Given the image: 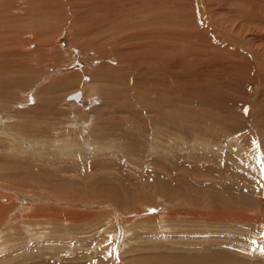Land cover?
<instances>
[{"label": "rangeland", "instance_id": "rangeland-1", "mask_svg": "<svg viewBox=\"0 0 264 264\" xmlns=\"http://www.w3.org/2000/svg\"><path fill=\"white\" fill-rule=\"evenodd\" d=\"M19 1L0 0V264H264V0L207 7L198 40L174 0L151 29L140 0ZM212 40L224 58L174 75Z\"/></svg>", "mask_w": 264, "mask_h": 264}, {"label": "bare ground", "instance_id": "bare-ground-1", "mask_svg": "<svg viewBox=\"0 0 264 264\" xmlns=\"http://www.w3.org/2000/svg\"><path fill=\"white\" fill-rule=\"evenodd\" d=\"M17 1H19V0H17ZM21 1V0H20ZM19 1V2H20ZM24 1V0H23ZM26 1V0H25ZM24 1V2H25ZM35 1V0H34ZM94 1V0H93ZM103 1H104V3H103ZM117 1H119V0H117ZM230 1V2H229ZM239 1V0H238ZM240 1H242V0H240ZM250 1H252V0H250ZM30 2V1H29ZM170 2H171V0H168V2L166 3V5L167 6H169L170 5ZM222 2H224L225 4H227V3H231V5L232 4H234V5H237V4H235V2H237V0H174L173 1V6L172 5H170V6H172V7H174V9H173V13L176 11V9H185V7L186 8H188V7H190L189 9H192L191 10V15H190V17L192 16L193 18L192 19H194V22H191V20H190V22H188V19L189 18H187V20L185 19V21L186 22H184V25H186L187 26V28H191V29H189V30H187L188 31V34H190L189 35V37H191V38H197V40L199 39V34H203V32H200V33H198V31L201 29V27L205 24L204 22L206 21V25L207 24H209L210 23V18L211 17H208V18H206V17H204L202 20H201V16L206 12V10L205 9H207V7L209 8V10L208 11H210L211 13H215L216 11H221V9H223L224 7H225V5H224V7H219V6H216V7H219V8H216L213 4H215V5H223V3ZM243 2V1H242ZM244 2H245V0H244ZM1 3V2H0ZM5 3V2H4ZM9 3V2H8ZM23 3V2H22ZM41 3V2H40ZM42 3H43V1H42ZM41 3V4H42ZM55 3V2H54ZM108 3V0H102L101 2H98V5L100 4V5H105V4H107ZM119 3V2H118ZM161 3H162V0H140V6L142 7V10H140V11H135V13L137 14V18L136 19H138V17H141L140 18V20H137V21H139L138 23L139 24H137V25H139V28H172V27H174L173 25H174V18H171L173 21H169L168 19L171 17V16H174V14H171V16L170 17H168L167 15L165 16L166 17V19L164 18L163 19V17H164V15H165V13H166V11H165V8L167 7V6H165L164 5V7H163V10L165 11V13H164V11L162 10L161 11ZM29 4H31V2L29 3ZM58 4V3H57ZM18 5H19V3H18ZM26 5V4H25ZM120 5H122V4H120ZM123 5H125V4H123ZM231 5H229V7L231 6ZM240 5V4H239ZM15 5H13V7H14ZM74 6V5H73ZM233 6V5H232ZM241 6H242V4H241ZM13 7H11V9L13 8ZM25 7V6H24ZM202 7H203V9H202ZM213 7H215L216 9H212ZM228 7V6H227ZM236 7V6H235ZM2 8V7H1ZM21 8V7H20ZM23 8V7H22ZM40 8V7H39ZM43 8H44V6H43ZM97 8V7H96ZM201 9L202 10V12H200V11H198V9ZM233 7H231L230 8V11H231V9H232ZM242 7H240L239 9H241ZM166 9H168V8H166ZM170 9V8H169ZM168 9V10H169ZM226 9V8H225ZM224 9V10H225ZM235 9V8H234ZM108 10V9H107ZM223 10V13H225V11ZM233 10V9H232ZM237 10V9H236ZM14 11V10H13ZM15 11H16V9H15ZM14 11V12H15ZM18 11H20V10H18ZM24 11V10H23ZM183 11V10H182ZM226 11H228V10H226ZM168 12V11H167ZM237 12V11H236ZM134 13V12H133ZM169 13H172V12H169ZM184 13V12H183ZM183 13H181V14H183ZM190 12H188V14H189ZM232 13V12H231ZM231 13H229V14H231ZM168 14V13H167ZM180 14V13H179ZM184 14H186V13H184ZM188 14H186V16H188ZM206 14V13H205ZM227 14H228V12H227ZM130 15V14H129ZM207 15H209V14H207ZM215 15V14H214ZM220 15V14H219ZM221 15H222V13H221ZM135 16V15H134ZM151 16V17H150ZM205 16V15H204ZM210 16V15H209ZM21 17V16H20ZM162 17V18H161ZM215 17V16H214ZM132 18H133V15H132ZM135 19V18H134ZM135 19V20H136ZM191 19V18H190ZM165 20V22H163ZM180 20H181V18H180ZM134 20L133 19H130L129 17H128V14L127 15H125L124 16V18L123 19H120L119 20V22H117V24H119V23H130V22H133ZM137 21L134 23V24H136L137 23ZM225 21V20H224ZM179 22V21H178ZM219 22V21H218ZM181 23V22H180ZM127 24H125V25H127ZM182 24V23H181ZM221 25H222V23H221ZM117 26H120V25H117ZM121 26H123V24L121 25ZM131 26V25H130ZM166 26V27H165ZM217 26H219L218 25V23H217ZM237 26V25H236ZM239 26V25H238ZM122 28V27H121ZM127 28H129V27H127ZM132 28V27H131ZM136 28H138L137 26H136ZM193 28H198L197 30L196 29H193ZM184 29V28H183ZM148 30V29H147ZM204 30V29H203ZM138 31H140V30H138ZM146 31V30H145ZM144 30H142L141 32H139V38H142V37H144V36H147L146 35V32H145ZM161 31V30H160ZM186 31V32H187ZM201 31V30H200ZM205 31V30H204ZM150 32V31H149ZM155 32H156V30H155ZM162 32V31H161ZM177 32V31H176ZM133 33V32H132ZM196 33H198L197 35H196ZM151 34V33H150ZM186 34V33H185ZM133 35V34H132ZM130 36L129 37V39L128 40H131L132 38H133V36ZM135 35V34H134ZM136 36V35H135ZM134 36V37H135ZM201 36V35H200ZM34 38H36L37 37V35H35V36H33ZM127 37V36H126ZM185 37V36H184ZM203 37V36H202ZM33 38V39H34ZM183 38V37H182ZM135 39V38H134ZM185 39V38H184ZM213 39V38H212ZM27 41V40H26ZM139 41V40H138ZM156 41V40H155ZM192 41V40H191ZM153 42V41H152ZM151 42V43H152ZM212 42L213 43H210L209 45H208V47H206L205 45L204 46H202L201 47V49H197L196 48V46H195V48L193 47V48H189V50H190V52L188 51V53L186 54V52H185V50H181L180 51V53L182 54L183 52H184V54H182V55H184V57H183V60H181V57H177V56H175V57H177L178 59H177V61H176V58L174 57V61H172V62H174L175 64H174V67L178 70V72H175L174 71V69H173V71H174V75H176V76H179V74H184L186 77H190V78H197L196 76H200V73L202 72V71H200L201 69H198V67L200 68V64H204V63H207L208 65H210V64H213L214 62H216L217 60H221L222 58H224V55L226 54L225 52H224V50H223V48L221 47V45L220 44H218L217 42H216V40L215 41H213L212 40ZM30 43V42H29ZM28 43V44H29ZM31 43H33V42H31ZM35 43V42H34ZM135 43V42H134ZM150 43V44H151ZM154 43V42H153ZM156 43V42H155ZM28 44H27V46H28ZM136 44V43H135ZM30 45H32V44H30ZM137 45V44H136ZM134 46V45H133ZM143 46V47H142ZM146 46V45H145ZM187 45H184V47H186ZM180 47H183V46H181V45H179L178 46V48H180ZM183 47V49H185ZM138 48H140V50H143V48H145L144 47V44H142L141 42H140V44L138 43ZM17 49V48H16ZM197 49V50H196ZM179 50V49H178ZM5 51V50H4ZM2 52V51H1ZM153 52H156V51H153ZM152 53V52H151ZM170 53V52H169ZM173 55V54H172ZM176 55V54H175ZM189 55H191V57L189 56ZM3 56H5L4 54H3ZM174 56V55H173ZM124 57V56H123ZM148 57H149V53H145V54H142V56H140V60H141V62L142 63H144L147 59H148ZM160 57V56H159ZM170 58H172V57H170ZM150 59V58H149ZM148 59V60H149ZM173 59V58H172ZM129 60V59H128ZM147 60V61H148ZM154 61V60H153ZM171 61V60H170ZM146 63V62H145ZM150 63V62H149ZM153 63V62H152ZM156 63V62H155ZM159 63V62H158ZM166 64L167 65H169V62H166ZM171 64H173V63H171ZM155 65V64H154ZM131 66V65H130ZM127 67V66H126ZM168 67V66H167ZM218 67V66H217ZM163 70V69H162ZM238 70H240V69H238ZM216 71H218V70H216ZM220 71H222V70H220ZM166 72H167V70H166ZM172 72V71H171ZM168 73V72H167ZM168 75V74H167ZM115 76V75H114ZM153 76H155V74L153 75ZM184 76V77H185ZM117 77H118V74H117ZM116 77V78H117ZM156 77V76H155ZM167 77V76H166ZM170 77H171V75H170ZM170 77H168V78H170ZM237 77V76H236ZM14 78V76H12V78H11V82H12V79ZM157 78H158V76H157ZM211 78V77H210ZM115 79V78H114ZM172 79H173V77H172ZM199 79V78H198ZM203 79V78H202ZM209 79V78H208ZM215 79V78H214ZM14 80V79H13ZM119 80H120V78H119ZM10 81H3V82H1L0 83V90L3 92L4 90L6 91V89H9V87H10ZM168 81V80H167ZM173 81H174V79H173ZM176 81V80H175ZM186 81V80H185ZM193 81H195L196 83H198L199 81H197V80H193ZM204 81H206L205 79H204ZM158 82V81H157ZM207 82V81H206ZM193 83V82H192ZM180 84V83H179ZM183 84V83H182ZM204 84H206V83H204ZM186 85V84H185ZM200 85V84H199ZM54 86V85H53ZM117 86H118V84H117ZM184 86V85H183ZM198 86V85H197ZM201 87V89H202V85H200ZM204 86V85H203ZM206 86V85H205ZM190 87V86H189ZM194 88H196L195 86H193ZM40 89V88H39ZM186 89V88H185ZM188 89H192V88H188ZM52 90V89H51ZM8 91V90H7ZM6 91V92H7ZM220 92V91H219ZM7 94H8V92H7ZM66 97V96H65ZM166 97V96H165ZM174 97V96H173ZM149 101V100H148ZM173 101V100H172ZM194 101V100H193ZM148 104H149V102H148ZM157 104V103H156ZM155 104V105H156ZM164 104V103H163ZM167 104V103H166ZM152 110V109H151ZM149 113V112H148ZM168 123V122H167ZM204 128V127H203ZM167 129V128H166ZM205 132H207V133H211V131H209V130H206ZM196 140V139H195ZM205 157H208V156H206V155H204ZM192 159V158H191ZM219 162V161H218ZM29 168H31V167H29ZM29 171V170H28ZM34 173V172H33ZM45 183V182H44ZM193 189V188H192ZM195 190V189H194ZM6 196V195H5ZM203 197V196H202ZM191 198V197H190ZM7 199V198H6ZM10 200V199H9ZM195 200V202H194V205H195V209H197V208H200V203H199V200L200 199H194ZM7 201V200H6ZM190 202H191V200H190ZM192 203V202H191ZM204 205V204H203ZM0 206H2V205H0ZM192 209H194V207L192 208ZM194 209V210H195ZM1 211H2V208H1ZM0 211V212H1ZM4 211H5V209H4ZM193 211V210H192ZM1 213H3V212H1ZM176 213V212H175ZM194 213H196V216H197V218H205L206 220L207 219H211V218H216V217H218V216H214L213 214H210V212H205L204 211V209L203 208H200V210L198 209V210H195L194 211ZM193 213V214H194ZM48 214V213H47ZM192 214V213H191ZM192 214V215H193ZM162 215V214H161ZM217 215V214H216ZM224 215V214H223ZM29 216V215H28ZM228 216V215H227ZM233 216V215H232ZM221 218H223L222 216H221ZM225 218H232V217H225ZM233 218H235V217H233ZM12 219V218H11ZM45 219V218H44ZM61 220V219H60ZM59 220V221H60ZM213 220V219H212ZM215 220V219H214ZM11 222L13 223V221L11 220ZM196 258H198V257H192V258H190L189 257V259H187V260H185L184 261V263L186 264V263H188V264H195V263H199V262H206V260L208 261H211V262H219V261H224V259L223 258H221V257H212V258H205V259H201V258H198V259H196ZM155 259H156V257H155ZM157 260V259H156ZM184 260V259H183ZM208 261V263H210Z\"/></svg>", "mask_w": 264, "mask_h": 264}, {"label": "snow or ice", "instance_id": "snow-or-ice-1", "mask_svg": "<svg viewBox=\"0 0 264 264\" xmlns=\"http://www.w3.org/2000/svg\"><path fill=\"white\" fill-rule=\"evenodd\" d=\"M253 143H254V145L257 147V149H259V145H258L255 141H254ZM261 155H264V154H261ZM257 163L261 165L262 173H264V160H261V159L259 158V156H258V157H257ZM262 235H264V234H262ZM253 243H255V241H253ZM253 250L255 251V249H253ZM259 251H260V254H261V255H264V246H261V247L259 248Z\"/></svg>", "mask_w": 264, "mask_h": 264}, {"label": "water", "instance_id": "water-1", "mask_svg": "<svg viewBox=\"0 0 264 264\" xmlns=\"http://www.w3.org/2000/svg\"><path fill=\"white\" fill-rule=\"evenodd\" d=\"M79 95H80V93H79V92H77V93H74V94H72V95H71V97H72V98H78V97H79Z\"/></svg>", "mask_w": 264, "mask_h": 264}]
</instances>
